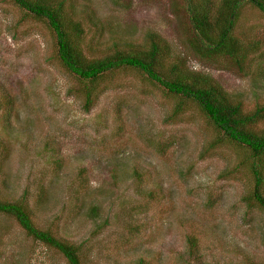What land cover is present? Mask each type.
Wrapping results in <instances>:
<instances>
[{
  "label": "rangeland",
  "instance_id": "374dc122",
  "mask_svg": "<svg viewBox=\"0 0 264 264\" xmlns=\"http://www.w3.org/2000/svg\"><path fill=\"white\" fill-rule=\"evenodd\" d=\"M69 1L88 54L154 32L246 107L264 99V49L243 75L200 60L184 42L182 0ZM24 12L0 0V200L23 202L35 227L79 245L82 264H264V213L242 199L233 148L206 147L195 106L173 117L175 100L125 69L84 109L51 31ZM236 30L264 38V15L244 5ZM0 264L67 263L0 212Z\"/></svg>",
  "mask_w": 264,
  "mask_h": 264
},
{
  "label": "trees",
  "instance_id": "16d2710c",
  "mask_svg": "<svg viewBox=\"0 0 264 264\" xmlns=\"http://www.w3.org/2000/svg\"><path fill=\"white\" fill-rule=\"evenodd\" d=\"M12 1L26 17L42 22L51 31L55 57L79 83L77 92L84 109L91 107L109 78L125 69L139 73L144 83L155 86L161 94L170 95L175 100L173 117L187 105H194L212 133L206 147L228 144L233 148L234 159L228 169L239 173L246 183L242 199L264 213V128L258 127L264 121V99L246 107L239 95L226 91L210 74L188 67L183 57L171 55L157 33L147 32L135 47L130 42L113 44L108 47L111 50L91 55L85 40L87 28L75 17L71 1ZM244 5L264 15V0H182L179 10L187 28L186 48L200 60L245 74L253 54L264 49V38L236 30ZM0 212L13 217L31 238L59 251L67 264H82L79 245L35 227L23 202L0 200ZM187 242L194 252L195 240L187 238Z\"/></svg>",
  "mask_w": 264,
  "mask_h": 264
}]
</instances>
